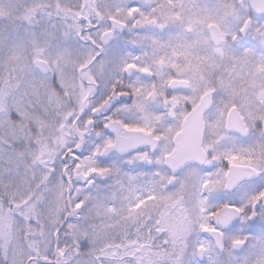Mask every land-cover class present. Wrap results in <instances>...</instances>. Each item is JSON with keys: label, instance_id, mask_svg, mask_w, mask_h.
I'll return each mask as SVG.
<instances>
[{"label": "snow or ice", "instance_id": "obj_1", "mask_svg": "<svg viewBox=\"0 0 264 264\" xmlns=\"http://www.w3.org/2000/svg\"><path fill=\"white\" fill-rule=\"evenodd\" d=\"M0 264H264V0H0Z\"/></svg>", "mask_w": 264, "mask_h": 264}]
</instances>
